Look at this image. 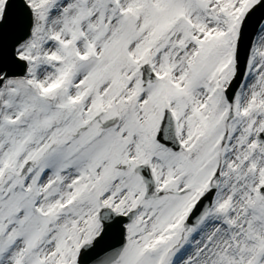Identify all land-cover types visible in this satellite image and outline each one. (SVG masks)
<instances>
[{"label": "snow or ice", "instance_id": "snow-or-ice-1", "mask_svg": "<svg viewBox=\"0 0 264 264\" xmlns=\"http://www.w3.org/2000/svg\"><path fill=\"white\" fill-rule=\"evenodd\" d=\"M0 264H264V0H0Z\"/></svg>", "mask_w": 264, "mask_h": 264}]
</instances>
